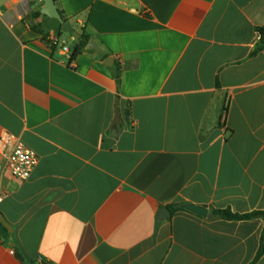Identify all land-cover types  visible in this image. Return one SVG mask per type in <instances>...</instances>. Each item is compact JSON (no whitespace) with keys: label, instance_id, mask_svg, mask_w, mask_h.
I'll return each instance as SVG.
<instances>
[{"label":"crops","instance_id":"0c3cea01","mask_svg":"<svg viewBox=\"0 0 264 264\" xmlns=\"http://www.w3.org/2000/svg\"><path fill=\"white\" fill-rule=\"evenodd\" d=\"M56 5L98 51L0 0V141L39 157L22 181L0 149V264H251L263 220L212 210H264V0Z\"/></svg>","mask_w":264,"mask_h":264},{"label":"built area","instance_id":"2783aa9c","mask_svg":"<svg viewBox=\"0 0 264 264\" xmlns=\"http://www.w3.org/2000/svg\"><path fill=\"white\" fill-rule=\"evenodd\" d=\"M49 42L52 46L59 45V39L56 37L49 38ZM63 50L71 53L68 46H63ZM0 149L9 173L18 180L29 179L39 163L37 153L8 133L1 138ZM1 201L2 198H0V203Z\"/></svg>","mask_w":264,"mask_h":264},{"label":"trees","instance_id":"16d2710c","mask_svg":"<svg viewBox=\"0 0 264 264\" xmlns=\"http://www.w3.org/2000/svg\"><path fill=\"white\" fill-rule=\"evenodd\" d=\"M62 16L66 22H69V18H67L63 14ZM61 29L63 31V25H61ZM257 31L261 35L258 50H262L264 48V26L258 27ZM64 32L66 31L64 30ZM89 40H90V36L82 31V37L76 38V42L73 48L71 49V60H74L81 53V51L88 45ZM116 77L118 80L120 79L119 70L116 73ZM170 208L172 209V211L175 212V211L182 209V206L173 205V206H170ZM212 215L218 216L228 221H246V220H252V219H262L264 222V210H257V211H253V212L246 213V214H239V213L233 212L230 208H228V209L212 210ZM263 255H264V229L261 235L259 250L257 252L255 259L252 261L251 264H257L259 260L263 257Z\"/></svg>","mask_w":264,"mask_h":264},{"label":"water","instance_id":"95a60500","mask_svg":"<svg viewBox=\"0 0 264 264\" xmlns=\"http://www.w3.org/2000/svg\"><path fill=\"white\" fill-rule=\"evenodd\" d=\"M45 3V8L42 10V13L47 15L50 18L58 20L63 25V30H65L68 33L74 34L76 38H81V34L76 32L74 28L72 27L70 22H66L60 13L57 5L56 0H43ZM88 47L94 50H99L97 45L93 40H91L88 43ZM184 209L195 212L199 215L206 216L208 214V210L201 206H196L193 204H186L183 206ZM167 213H169V210H165ZM0 223H2L5 228L12 231V228L8 225V223L4 220L3 216L0 214Z\"/></svg>","mask_w":264,"mask_h":264},{"label":"rangeland","instance_id":"374dc122","mask_svg":"<svg viewBox=\"0 0 264 264\" xmlns=\"http://www.w3.org/2000/svg\"><path fill=\"white\" fill-rule=\"evenodd\" d=\"M68 42H70V40L68 39Z\"/></svg>","mask_w":264,"mask_h":264}]
</instances>
